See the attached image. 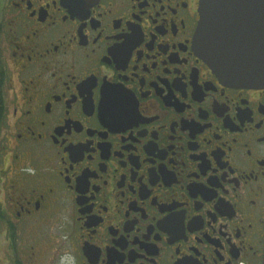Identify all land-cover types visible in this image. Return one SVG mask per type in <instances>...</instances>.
I'll list each match as a JSON object with an SVG mask.
<instances>
[{
  "label": "flooded vegetation",
  "instance_id": "af4514ba",
  "mask_svg": "<svg viewBox=\"0 0 264 264\" xmlns=\"http://www.w3.org/2000/svg\"><path fill=\"white\" fill-rule=\"evenodd\" d=\"M199 1L0 0V264H263L264 86Z\"/></svg>",
  "mask_w": 264,
  "mask_h": 264
},
{
  "label": "water",
  "instance_id": "95a60500",
  "mask_svg": "<svg viewBox=\"0 0 264 264\" xmlns=\"http://www.w3.org/2000/svg\"><path fill=\"white\" fill-rule=\"evenodd\" d=\"M199 14L195 44L213 72L230 85L264 86V0H200Z\"/></svg>",
  "mask_w": 264,
  "mask_h": 264
}]
</instances>
